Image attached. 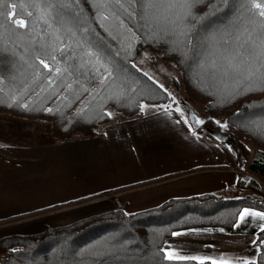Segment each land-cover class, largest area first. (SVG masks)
Returning a JSON list of instances; mask_svg holds the SVG:
<instances>
[{
	"label": "trees",
	"instance_id": "16d2710c",
	"mask_svg": "<svg viewBox=\"0 0 264 264\" xmlns=\"http://www.w3.org/2000/svg\"><path fill=\"white\" fill-rule=\"evenodd\" d=\"M67 2L0 0V29L12 33L0 37V113L45 121L63 142L104 136L100 128L112 110L142 117L146 104L177 106L178 81L167 89L135 63L150 49L175 64L189 100L203 104L200 127L227 135L242 172L238 190L261 188L245 173L264 182V0H73L71 8ZM245 207L264 211V201L202 193L131 213L117 204L37 233L1 236L0 264H216L170 259L168 238L197 227L232 229ZM253 246L257 254L248 264H264V228Z\"/></svg>",
	"mask_w": 264,
	"mask_h": 264
},
{
	"label": "crops",
	"instance_id": "0c3cea01",
	"mask_svg": "<svg viewBox=\"0 0 264 264\" xmlns=\"http://www.w3.org/2000/svg\"><path fill=\"white\" fill-rule=\"evenodd\" d=\"M173 107L176 106L159 108L165 112H156L151 117L172 116ZM176 116L182 120L179 115ZM152 118L144 115L114 123L110 121V124L103 125L104 130L100 128L104 136L76 137L63 142L54 140L50 131L47 132L45 127L41 129L38 124L35 126L38 128L34 129L36 141L31 142L30 124L10 114L0 113V221L13 218L0 226L36 217L32 227H41L36 231L40 232L48 225H64L112 210L117 204L131 213L158 206L175 197L222 192L228 187L238 189L241 170L234 149L225 141L218 144L215 139L219 138L211 132L192 130L187 122L184 126L181 123L183 135L191 143L196 141L204 150L211 146L210 161L191 167L172 164L153 167L149 162L131 163L125 159L121 153L125 143L123 136L129 132H144L148 126L151 130L158 128L157 123L155 127V122L150 124ZM16 119L27 125L26 138L21 134L16 137L14 126H19ZM38 135H43V138ZM248 187L261 191V188ZM96 194L101 195L84 202L99 204L101 201L102 208L99 205L97 209L87 208L88 205L83 203L58 207L59 204ZM251 194L264 197V193L254 191ZM77 208L92 211L62 224L48 223V220L56 219L58 212L66 213ZM259 213L264 211L243 208L232 229L197 227L176 231L167 240L166 255L209 260L216 264L252 261L257 254L253 241L256 233L264 228V216L257 215Z\"/></svg>",
	"mask_w": 264,
	"mask_h": 264
},
{
	"label": "rangeland",
	"instance_id": "374dc122",
	"mask_svg": "<svg viewBox=\"0 0 264 264\" xmlns=\"http://www.w3.org/2000/svg\"><path fill=\"white\" fill-rule=\"evenodd\" d=\"M5 33L12 34L10 30L0 29V37H3ZM12 37L14 41L16 40L18 42L23 41L22 38L18 37L16 34L12 35ZM135 63L140 69H142L144 72L149 74L151 77H153L156 81H158L162 86H164L167 89H171L172 81L174 79L177 80L179 86H177V89H175V96L179 101V104L176 107H173L172 109L175 114L170 113L172 116H165L159 119L152 118L151 116L156 112H165V111L163 109H159L161 107L157 105L146 104L144 106V112H145L144 115H146L149 118H152L150 119V124L155 122L153 126L155 127L157 123L158 128L151 130L150 126H148L144 132H137V133L129 132L127 135H124L123 139L125 140V143L123 145V150L121 152L123 154V157L129 160V162L131 163L145 164L149 162L153 167L154 165L161 167L162 165L165 164H172L175 166L188 165L189 167H191V166L199 165V163H204L206 160L210 161L209 158L211 157V154L213 152L211 146L209 148L207 146L206 150H204L203 148H201V145L195 143L196 141H192V143L190 142V140L187 141V138L182 133V126H184L185 122L190 124L189 126L192 128V130H195L196 132H202V131L207 132L208 130L205 127L202 128L195 126L192 121V111L196 112L198 115L202 117H205L204 106L202 103H194L189 100L182 85V75L180 70L175 66L174 63L163 59L161 55L150 49H144L139 55V57L136 59ZM111 114H112V120L110 123H114L119 120H128L131 118L138 117V116L126 117L123 115H118L115 114V111L113 110L111 111ZM176 114L179 115L182 118V120H180L178 116H176ZM19 119H21V121L25 122L26 124H30L32 128L30 130V134L32 136L29 137V140H31V142L36 141L37 133L34 129L38 128L35 127L38 126V124H40L41 129L45 127L47 132L50 131V124L45 121L31 120L25 118H19ZM19 119H16V122L19 124V126L18 125L14 126L16 137H19L21 134L26 138L27 137L26 134H28L26 132L27 125L25 123L19 122L20 121ZM190 120L192 124L190 123ZM182 122L183 125L181 126ZM219 122L221 123L222 127H225L223 118H220ZM104 126L101 127V130H104ZM38 136L40 137V139L43 138V135H38ZM215 140H217L218 144H224L223 143L224 141H221V139L220 140L215 139ZM256 154L257 151L252 149L249 155L250 162L255 158ZM240 174H242V172ZM245 175L255 178L262 183L261 191L254 190L255 193L258 192L264 193V182L262 181L259 175L249 170L245 173ZM254 191L252 190V188H249L248 186L243 191L228 187L222 192H216V194H220L228 198H234V197L251 194ZM255 195L259 196L258 194ZM261 198L264 201V197ZM84 201L85 198H83L82 200H77V202L65 206L74 205L77 203L79 204L83 203V205L87 204ZM100 202L101 201H99V204L98 203L87 204L88 205L87 208L97 209L98 205L99 207L102 208ZM87 208H77L75 210L73 209L68 212L65 211L66 213H63L64 211H61L60 213L58 212L59 215L56 217V219L48 220L47 218L45 219V221L48 220V223L52 221L51 223L62 224L68 220L70 221V219H76L78 217H82L83 215H87L88 212L92 211V210L87 211ZM9 221L11 220L4 222H9ZM4 222H0V224H5ZM35 222H36V217H32V218L28 217L26 220L11 223L8 226L6 225L0 226V237L3 235H9L13 233H20V234H32L33 232L37 233L36 231L41 229V227L39 228L32 227L35 225ZM20 224H22V226H20Z\"/></svg>",
	"mask_w": 264,
	"mask_h": 264
},
{
	"label": "snow or ice",
	"instance_id": "6c2138e0",
	"mask_svg": "<svg viewBox=\"0 0 264 264\" xmlns=\"http://www.w3.org/2000/svg\"><path fill=\"white\" fill-rule=\"evenodd\" d=\"M117 2H119V0H117ZM72 4H73V0H68V2L64 5V7L71 8V7H72ZM151 6H152L151 3L149 2L148 7H151ZM13 7H15V5H13ZM255 7L260 8L261 5H260V4H256ZM28 15L30 16L31 13H28ZM260 15H261V16H264V11H261ZM100 18L103 19V20H107V19H108L107 16H101ZM183 34H184L185 36H187V33H186V32L183 33ZM90 54H91V53H90ZM40 63L43 64V66H44L45 68H48V67H49L47 64L44 63L43 60H41ZM236 70H237V71H240L239 68H237ZM57 72H59V69H57ZM25 107H27V105H25ZM141 107H143V106H141ZM49 111H51V110L49 109ZM108 115H111V114L109 113ZM247 211H248V210L246 209L245 212H247ZM257 215L264 216V213H259V214H257ZM241 219L243 220V217H241ZM169 258L171 259L172 257L170 256ZM244 264H248V262H244Z\"/></svg>",
	"mask_w": 264,
	"mask_h": 264
},
{
	"label": "water",
	"instance_id": "95a60500",
	"mask_svg": "<svg viewBox=\"0 0 264 264\" xmlns=\"http://www.w3.org/2000/svg\"><path fill=\"white\" fill-rule=\"evenodd\" d=\"M192 121L195 126L200 127L205 123V118L198 115L196 112L192 111ZM214 136L218 137L222 141H226L227 135L221 132L212 131L211 132Z\"/></svg>",
	"mask_w": 264,
	"mask_h": 264
}]
</instances>
